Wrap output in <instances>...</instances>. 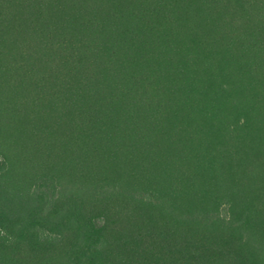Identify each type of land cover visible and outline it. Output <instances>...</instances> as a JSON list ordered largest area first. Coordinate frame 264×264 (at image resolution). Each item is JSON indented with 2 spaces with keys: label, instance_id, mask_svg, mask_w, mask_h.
I'll return each instance as SVG.
<instances>
[{
  "label": "trees",
  "instance_id": "obj_1",
  "mask_svg": "<svg viewBox=\"0 0 264 264\" xmlns=\"http://www.w3.org/2000/svg\"><path fill=\"white\" fill-rule=\"evenodd\" d=\"M0 264H264V0H0Z\"/></svg>",
  "mask_w": 264,
  "mask_h": 264
}]
</instances>
